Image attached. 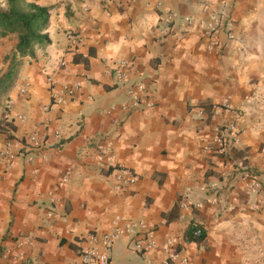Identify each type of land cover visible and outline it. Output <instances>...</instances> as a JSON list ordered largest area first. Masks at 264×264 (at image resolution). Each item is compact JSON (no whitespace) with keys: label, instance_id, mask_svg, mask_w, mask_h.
Segmentation results:
<instances>
[{"label":"crops","instance_id":"1","mask_svg":"<svg viewBox=\"0 0 264 264\" xmlns=\"http://www.w3.org/2000/svg\"><path fill=\"white\" fill-rule=\"evenodd\" d=\"M26 2L52 7L50 44L16 58L14 81L0 95V151L8 145L16 155L10 170L0 159V264H83L89 237L115 217L144 222L158 245L144 256L120 238L111 264H162L169 238L189 264H264V0ZM166 9L176 14L171 21ZM222 10L233 38L220 33L216 54L201 23ZM73 35L82 38L75 48ZM0 43L4 59L17 36ZM116 61L132 64L125 84L113 73ZM48 75L60 85L80 81L81 90L53 104ZM132 84L144 86L137 105L126 89ZM223 103L240 114L229 155L212 143L213 125L231 120L210 114ZM120 169L136 182L121 186ZM246 173L258 190L248 189ZM48 191L60 200L51 218ZM191 227L202 231L200 242H188Z\"/></svg>","mask_w":264,"mask_h":264},{"label":"built area","instance_id":"2","mask_svg":"<svg viewBox=\"0 0 264 264\" xmlns=\"http://www.w3.org/2000/svg\"><path fill=\"white\" fill-rule=\"evenodd\" d=\"M131 1L135 2L137 0ZM204 11H207L206 6H204ZM166 15L169 21L176 17V14L173 13L171 9H166ZM185 21L188 24L192 22L191 19H186ZM201 24L205 30V37L208 40L207 49L209 52L218 54L223 49V45L218 38L220 33H226L227 31V39L231 40L233 38L230 28L231 19L225 10L209 14L207 20L202 21ZM81 42L82 38L78 35H73L69 38V45L73 48L81 44ZM131 68L132 64L130 61H116L113 73L119 82L125 84L127 82V71ZM106 72L110 73L112 72V69L106 67ZM46 82L50 88L52 103L59 106L65 104L69 99L74 98L81 90L80 81H76L71 85H60L52 76L48 75ZM126 89L129 97L133 101V105H137L139 100L142 99L141 95L144 94V86L141 84H132ZM21 93H26V86L21 89ZM224 113H231V120L227 123L213 125L212 143L215 151L221 155H229L232 148L234 147V144L238 143L239 141L240 130L238 129L237 124L240 120V114L226 103L215 104L210 108V114L213 117H219ZM198 114L204 117V110L200 109ZM30 139L32 142L37 143V133L31 134ZM15 157V153L8 145H6V147L0 151V159L3 161L6 170L11 169ZM97 162L101 168L108 164L105 157V151L103 149L100 150ZM238 167L244 168V164L240 162L238 163ZM243 178H248L247 185L249 190H258L260 188L261 184L259 180L250 173H246V176H243ZM117 179L119 180L121 186L133 185L136 182L135 176L130 174L127 169H120ZM62 180L64 181L65 177H63ZM46 198L50 207L47 209L46 216L47 218H51L53 215V207H55L60 200L52 191H48L46 193ZM182 208L186 210L188 209V205L182 203ZM195 235H200L199 229L195 230ZM120 238H128L130 249L144 256H147L158 245L154 232L148 229L144 222H133L132 220L124 219L122 217H115L111 223V226L107 230L100 234L96 233L89 237L88 247L81 253L82 263L111 264L109 251ZM24 240L27 241L28 239L25 237ZM22 243L23 242H18L17 246L21 247ZM175 244V240L169 238L162 245L161 249L165 255L164 259L162 260V264H171L174 262H178V264H189V259L187 257H179L174 253ZM5 255L15 262L19 261L22 257V254L13 253L12 249H6Z\"/></svg>","mask_w":264,"mask_h":264},{"label":"trees","instance_id":"3","mask_svg":"<svg viewBox=\"0 0 264 264\" xmlns=\"http://www.w3.org/2000/svg\"><path fill=\"white\" fill-rule=\"evenodd\" d=\"M52 7H41L26 0H5V8L0 10V38L11 34L17 36L15 50L10 57L8 70L0 75V93H5L12 85L16 72V58L34 56L35 47L50 44L47 34ZM195 227L187 233L188 242H200L203 233L195 235Z\"/></svg>","mask_w":264,"mask_h":264},{"label":"rangeland","instance_id":"4","mask_svg":"<svg viewBox=\"0 0 264 264\" xmlns=\"http://www.w3.org/2000/svg\"><path fill=\"white\" fill-rule=\"evenodd\" d=\"M4 8H5V0H0V10H2ZM3 46H4V44L0 43V47H3ZM10 57H11V53H10V55L5 57L4 59H0V67L7 66V64L10 63V61H11ZM0 95H1V93H0Z\"/></svg>","mask_w":264,"mask_h":264}]
</instances>
